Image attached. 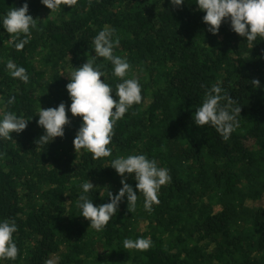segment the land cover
Here are the masks:
<instances>
[{"label":"trees","instance_id":"trees-1","mask_svg":"<svg viewBox=\"0 0 264 264\" xmlns=\"http://www.w3.org/2000/svg\"><path fill=\"white\" fill-rule=\"evenodd\" d=\"M24 3L37 27L22 50L0 27V117L28 120L22 133L0 139V220L16 221L18 248L15 260L0 264H50L53 256L58 264H264V204H249L264 200V40L248 44L230 21L213 35L196 0L178 8L170 0H63L53 16L41 0H0V16ZM105 25L115 29L113 54L129 63L124 78L138 80L141 102L113 126L107 157L76 152L82 117L70 111L65 135L37 148L40 108L63 102L67 110L70 72L95 55L91 41ZM10 60L26 70L27 82L10 75ZM95 63L115 89L121 78L111 62ZM214 84L241 107L227 141L192 120ZM135 154L168 169L158 203L145 210L128 175L135 208L129 211L125 196L106 226L91 229L79 216L81 185L93 184L94 206L110 202L108 192L122 187L111 161ZM140 238L146 249L124 248L125 239Z\"/></svg>","mask_w":264,"mask_h":264},{"label":"clouds","instance_id":"clouds-1","mask_svg":"<svg viewBox=\"0 0 264 264\" xmlns=\"http://www.w3.org/2000/svg\"><path fill=\"white\" fill-rule=\"evenodd\" d=\"M63 0H41V3L53 12L61 6ZM185 0H170L174 7H180ZM198 10L203 12V22L213 35L218 34L220 26L230 21L231 30L246 38L252 44L258 37L264 40V0H196ZM67 5V4H65ZM29 6L12 7L0 16V27L10 34L9 41H15L17 51L24 48L27 37L32 29L37 27V19L28 14ZM115 29L105 25L91 41V48L95 55H88L86 63L70 72V82L66 85L71 104L61 102L56 108H40L38 125L44 129V134L36 141L37 148L49 145L55 138L65 135L64 128L69 123L67 112L73 116L82 117L81 126L73 140L74 148L78 153L83 149L92 154V159L107 157L111 154L113 126L120 120L130 107L141 102V87L136 79H125L129 63L113 54V48L119 40L114 39ZM23 36V38H19ZM110 61L113 66V75L121 78L115 89L105 82V73L96 65L97 58ZM13 78L27 82L29 77L23 67L16 66L11 60L6 65ZM104 77V80H101ZM259 86V80L253 81ZM115 90L114 99L112 92ZM218 84L207 89L203 102L197 107L192 116L195 125L201 128L212 127L223 140L230 138V133L238 127L237 115L241 116V107L233 106L234 100L229 95L222 94ZM228 103L221 105L222 100ZM14 98H9L12 104ZM115 109V111H113ZM28 126V120L13 112H6L0 117V139H12V134L22 133ZM113 168L122 177L118 194L108 192L110 202L94 206L88 198L90 190L95 189L87 182L81 185L82 194L78 197L80 215L90 223V228L97 231L107 225L116 215L120 203L127 197L129 211L135 208L137 193L126 182L125 177L131 175L136 181V189L143 195L145 210L151 211L154 203H158V191L161 186L171 180L168 169L159 167L155 159H149L145 154L120 156L111 161ZM140 195V196H141ZM17 224L14 219L0 220V259L15 260L18 248L14 240ZM124 248L143 250L149 246L147 239H125Z\"/></svg>","mask_w":264,"mask_h":264},{"label":"rangeland","instance_id":"rangeland-1","mask_svg":"<svg viewBox=\"0 0 264 264\" xmlns=\"http://www.w3.org/2000/svg\"><path fill=\"white\" fill-rule=\"evenodd\" d=\"M53 13H54V11L51 12V10H49V11L47 12V16H53ZM249 204L254 205V207H258V206L264 204V200H262V201H258V202H251V203H249ZM50 264H58V257H57V256H53V257L51 258Z\"/></svg>","mask_w":264,"mask_h":264}]
</instances>
